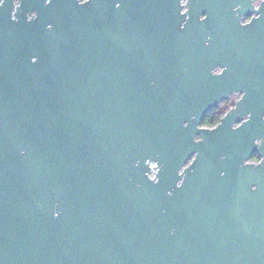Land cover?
Here are the masks:
<instances>
[{
    "label": "water",
    "instance_id": "95a60500",
    "mask_svg": "<svg viewBox=\"0 0 264 264\" xmlns=\"http://www.w3.org/2000/svg\"><path fill=\"white\" fill-rule=\"evenodd\" d=\"M0 264H264V0H4Z\"/></svg>",
    "mask_w": 264,
    "mask_h": 264
},
{
    "label": "trees",
    "instance_id": "16d2710c",
    "mask_svg": "<svg viewBox=\"0 0 264 264\" xmlns=\"http://www.w3.org/2000/svg\"><path fill=\"white\" fill-rule=\"evenodd\" d=\"M229 107L230 105L227 102H224L211 109L201 119L200 125L208 128L214 127L218 123L220 117L228 110Z\"/></svg>",
    "mask_w": 264,
    "mask_h": 264
},
{
    "label": "flooded vegetation",
    "instance_id": "af4514ba",
    "mask_svg": "<svg viewBox=\"0 0 264 264\" xmlns=\"http://www.w3.org/2000/svg\"><path fill=\"white\" fill-rule=\"evenodd\" d=\"M16 1H17V0H13V2H16ZM85 1H86V0H78L79 3H83V2H85ZM27 18L29 19L30 16L27 15ZM247 21H248V18L245 19V20H243L242 22H247ZM218 72H219V69H215V70H213V73H218ZM237 99H238V96H232V95H231V96L228 97L227 100H224V101L220 102L217 106H219L220 104H222V103H224V102H227V103L230 105V107L228 108V110H229V109L233 106V103H234ZM217 106H216V107H217ZM212 109H213V108H212ZM228 110H227V111H228ZM209 111H210V110H209ZM209 111H208V112H209ZM227 111H226V112H227ZM226 112H225V113H226ZM225 113H224V114H225ZM224 114H223V115H224ZM223 115H222V116H223ZM222 116H221V117H222ZM221 117H220V118H221ZM238 123H239V122H238ZM238 123H237V124H238ZM237 124H236V125H237ZM236 125H235V126H236ZM207 128H208V127H207ZM211 128H212V127H211ZM248 162H251V163H253V164H256V163L259 162V158L256 157V155H252V156L249 158V161H248Z\"/></svg>",
    "mask_w": 264,
    "mask_h": 264
},
{
    "label": "snow or ice",
    "instance_id": "6c2138e0",
    "mask_svg": "<svg viewBox=\"0 0 264 264\" xmlns=\"http://www.w3.org/2000/svg\"><path fill=\"white\" fill-rule=\"evenodd\" d=\"M4 3V0H0V6H2Z\"/></svg>",
    "mask_w": 264,
    "mask_h": 264
}]
</instances>
